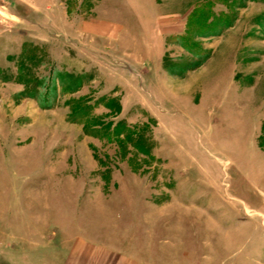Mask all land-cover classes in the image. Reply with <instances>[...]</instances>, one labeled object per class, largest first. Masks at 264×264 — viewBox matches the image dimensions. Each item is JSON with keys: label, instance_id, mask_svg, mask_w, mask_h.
<instances>
[{"label": "rangeland", "instance_id": "1", "mask_svg": "<svg viewBox=\"0 0 264 264\" xmlns=\"http://www.w3.org/2000/svg\"><path fill=\"white\" fill-rule=\"evenodd\" d=\"M0 264H264V0H0Z\"/></svg>", "mask_w": 264, "mask_h": 264}, {"label": "crops", "instance_id": "2", "mask_svg": "<svg viewBox=\"0 0 264 264\" xmlns=\"http://www.w3.org/2000/svg\"><path fill=\"white\" fill-rule=\"evenodd\" d=\"M152 51V50H151Z\"/></svg>", "mask_w": 264, "mask_h": 264}]
</instances>
